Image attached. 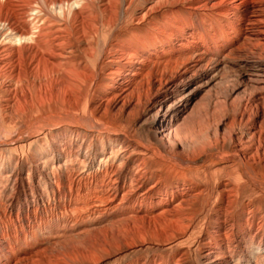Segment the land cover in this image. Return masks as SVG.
<instances>
[{"label":"bare ground","instance_id":"bare-ground-1","mask_svg":"<svg viewBox=\"0 0 264 264\" xmlns=\"http://www.w3.org/2000/svg\"><path fill=\"white\" fill-rule=\"evenodd\" d=\"M0 23V264H264V0Z\"/></svg>","mask_w":264,"mask_h":264},{"label":"rangeland","instance_id":"rangeland-1","mask_svg":"<svg viewBox=\"0 0 264 264\" xmlns=\"http://www.w3.org/2000/svg\"><path fill=\"white\" fill-rule=\"evenodd\" d=\"M10 136H5V135H3V133L2 132H0V139L1 140H5V139H7V138H9ZM264 259V258H263Z\"/></svg>","mask_w":264,"mask_h":264},{"label":"clouds","instance_id":"clouds-1","mask_svg":"<svg viewBox=\"0 0 264 264\" xmlns=\"http://www.w3.org/2000/svg\"><path fill=\"white\" fill-rule=\"evenodd\" d=\"M3 2V0H0V3H2ZM78 6V5H77ZM5 25H4V23H0V28H2V27H4Z\"/></svg>","mask_w":264,"mask_h":264}]
</instances>
